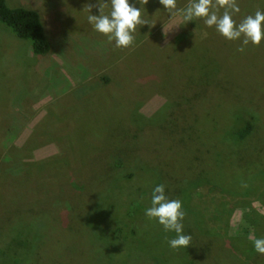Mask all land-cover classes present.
Here are the masks:
<instances>
[{
  "label": "rangeland",
  "instance_id": "rangeland-1",
  "mask_svg": "<svg viewBox=\"0 0 264 264\" xmlns=\"http://www.w3.org/2000/svg\"><path fill=\"white\" fill-rule=\"evenodd\" d=\"M97 2L6 0L39 14L50 50L0 23V264H264L249 239L264 237V40L238 52L148 0L152 25L115 48L87 20ZM157 184L182 202L186 248L144 214Z\"/></svg>",
  "mask_w": 264,
  "mask_h": 264
},
{
  "label": "clouds",
  "instance_id": "clouds-1",
  "mask_svg": "<svg viewBox=\"0 0 264 264\" xmlns=\"http://www.w3.org/2000/svg\"><path fill=\"white\" fill-rule=\"evenodd\" d=\"M137 8L129 0H98L96 4H85L88 12L87 20L93 29L107 37L109 43L114 41L115 48H128L133 45L138 26L148 24L142 18L141 6L148 0H138ZM164 9L172 15L177 12L182 16V24L197 18L227 40H240L237 51L243 53L250 43L259 46L264 40V11L257 9L253 14L244 16L239 23L233 15L240 12L237 0H188L185 7L177 9V0H159ZM93 7L98 8L99 15L91 14ZM110 9L105 12V9ZM145 9V8H144ZM221 9L223 11L221 12ZM241 187H247L242 181ZM145 216L155 219L163 226L165 232H174L172 238L165 237L172 249L186 248L191 244L192 236L183 231L185 212L179 199H170L165 194V185L157 184L151 193L150 206L145 209ZM257 253L264 255V237L249 236Z\"/></svg>",
  "mask_w": 264,
  "mask_h": 264
},
{
  "label": "trees",
  "instance_id": "trees-1",
  "mask_svg": "<svg viewBox=\"0 0 264 264\" xmlns=\"http://www.w3.org/2000/svg\"><path fill=\"white\" fill-rule=\"evenodd\" d=\"M248 6L253 7L252 4ZM0 23L7 26L18 38L28 40L33 54L42 55L49 52L50 41L46 36L40 16L35 10L22 7H10L7 5L6 0H0ZM251 129V120H247L236 131V135L241 139ZM229 230L230 228L228 227L225 229V232H229ZM243 232H247V230Z\"/></svg>",
  "mask_w": 264,
  "mask_h": 264
}]
</instances>
